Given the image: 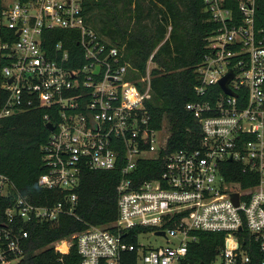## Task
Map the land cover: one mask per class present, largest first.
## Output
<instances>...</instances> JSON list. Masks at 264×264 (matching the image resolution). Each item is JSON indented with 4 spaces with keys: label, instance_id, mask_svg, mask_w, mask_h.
<instances>
[{
    "label": "built area",
    "instance_id": "built-area-1",
    "mask_svg": "<svg viewBox=\"0 0 264 264\" xmlns=\"http://www.w3.org/2000/svg\"><path fill=\"white\" fill-rule=\"evenodd\" d=\"M232 1L238 22L226 0H203L218 28L207 39V54L196 70L199 100L185 105L200 135L193 149L168 154L167 124L151 128L145 111L154 53L145 77L133 81L136 70L122 50L87 25L82 0L2 2L0 120L48 111L43 120L52 131L40 149L45 172L37 186L66 194L55 205H35L0 176V193L10 199L0 215V264L22 258L28 231L21 224H52L61 214L75 216V189L84 170L119 172L117 217L51 244L56 253L65 254L74 244L80 264H192L187 257L189 245L197 242L194 233L221 232L224 242L211 264H264V37L253 29L254 0ZM51 29L78 32L79 66H69L61 43L46 54L43 34ZM229 72L234 96L218 85ZM156 159L162 172L139 182L138 164ZM225 162L239 165L256 183L243 188L227 181ZM143 229L177 243L145 249L136 242ZM131 230H136L134 243L127 240ZM63 244L65 251L59 248ZM251 249L259 254L256 262Z\"/></svg>",
    "mask_w": 264,
    "mask_h": 264
},
{
    "label": "trees",
    "instance_id": "trees-1",
    "mask_svg": "<svg viewBox=\"0 0 264 264\" xmlns=\"http://www.w3.org/2000/svg\"><path fill=\"white\" fill-rule=\"evenodd\" d=\"M0 0V12L2 9ZM253 29L264 37V0H254ZM225 7L240 21L237 3L226 0ZM82 12L90 29L99 37L122 50L125 61L136 71L131 80L145 77L146 64L154 53L150 70L151 97L145 103L150 127L158 129L165 122L170 136L165 154L180 149H193L198 143L200 127L185 110V105L198 101L195 88L199 85L197 68L207 54V39L218 25L210 21L203 0H82ZM76 30H46L42 48L51 54L57 43L69 53V66L82 62ZM140 87V84H137ZM206 99V98H204ZM46 109L30 110L0 120V176L6 178L21 195L39 206H52L63 201L66 192L42 190L37 180L45 172L41 146L49 135L43 120ZM51 121L52 118H51ZM160 159L142 161L136 169L138 181L158 177L162 172ZM230 173L227 181L243 188L256 183L247 180L241 167L225 162ZM118 171H82L75 189V216L61 214L55 223L21 224L28 231L22 258L14 264H80L73 244L65 254L56 253L51 244L69 239L90 226L107 225L115 221ZM10 199L0 193V215ZM149 229H143L148 231ZM136 231V230H135ZM131 230L127 240L134 243ZM197 242L188 247L187 260L192 264H211L223 245L221 232H196ZM256 262V249L249 251ZM104 264V262H100Z\"/></svg>",
    "mask_w": 264,
    "mask_h": 264
},
{
    "label": "rangeland",
    "instance_id": "rangeland-1",
    "mask_svg": "<svg viewBox=\"0 0 264 264\" xmlns=\"http://www.w3.org/2000/svg\"><path fill=\"white\" fill-rule=\"evenodd\" d=\"M12 0H3V2H9ZM154 64L150 66L153 68ZM155 231L148 230L146 232H140L136 236V242L138 245L142 246L145 249H158L160 247H167L171 245H175L177 243V239H174L170 236H166V238L162 236H156L154 234Z\"/></svg>",
    "mask_w": 264,
    "mask_h": 264
},
{
    "label": "water",
    "instance_id": "water-1",
    "mask_svg": "<svg viewBox=\"0 0 264 264\" xmlns=\"http://www.w3.org/2000/svg\"><path fill=\"white\" fill-rule=\"evenodd\" d=\"M232 77H233V74L231 72H229L227 75H225L224 77H222L221 80H219V82H218V85L221 88V90L226 95H229V96H234V93L231 92V90L228 88V82L232 79ZM10 81H11V79L9 80V82ZM45 128L48 131H52V126H51L50 123L46 124L45 125ZM229 161H231V159H229ZM233 199H234L235 204H237V197H236V195L233 196ZM155 235L156 236H163V233L162 232H156ZM200 264H203V263H200Z\"/></svg>",
    "mask_w": 264,
    "mask_h": 264
},
{
    "label": "bare ground",
    "instance_id": "bare-ground-1",
    "mask_svg": "<svg viewBox=\"0 0 264 264\" xmlns=\"http://www.w3.org/2000/svg\"><path fill=\"white\" fill-rule=\"evenodd\" d=\"M59 248H60L62 251H65V245H64V244L61 245Z\"/></svg>",
    "mask_w": 264,
    "mask_h": 264
}]
</instances>
